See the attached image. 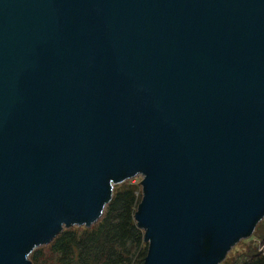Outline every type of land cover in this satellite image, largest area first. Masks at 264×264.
<instances>
[{
  "label": "water",
  "instance_id": "obj_1",
  "mask_svg": "<svg viewBox=\"0 0 264 264\" xmlns=\"http://www.w3.org/2000/svg\"><path fill=\"white\" fill-rule=\"evenodd\" d=\"M137 175L145 264H221L264 219V0H0V264Z\"/></svg>",
  "mask_w": 264,
  "mask_h": 264
},
{
  "label": "trees",
  "instance_id": "obj_2",
  "mask_svg": "<svg viewBox=\"0 0 264 264\" xmlns=\"http://www.w3.org/2000/svg\"><path fill=\"white\" fill-rule=\"evenodd\" d=\"M142 198L132 185L113 189L102 218L96 224L81 225L84 228L80 229L73 223L47 246L36 250L33 245L31 264H145L150 244L145 238L146 230L135 221ZM224 263L264 264V257L256 249H250Z\"/></svg>",
  "mask_w": 264,
  "mask_h": 264
},
{
  "label": "rangeland",
  "instance_id": "obj_3",
  "mask_svg": "<svg viewBox=\"0 0 264 264\" xmlns=\"http://www.w3.org/2000/svg\"><path fill=\"white\" fill-rule=\"evenodd\" d=\"M143 176L137 175L134 176L132 179L126 180L122 183H117L114 185V189H117L121 185H132L137 193V196H140V199L143 195V187H142ZM96 224V223H95ZM75 228H84V226H75ZM47 246V245H45ZM45 246L37 247V249ZM250 249H256L258 253L264 257V219L260 221L257 225L255 231L252 235L247 238L241 239L227 254L225 261H231L237 259L239 256L246 254ZM30 261L32 262V256L30 255ZM224 261V262H225ZM222 262L221 264H225Z\"/></svg>",
  "mask_w": 264,
  "mask_h": 264
}]
</instances>
